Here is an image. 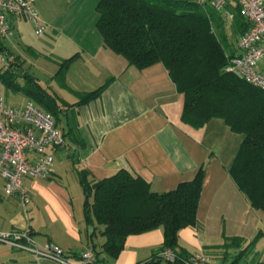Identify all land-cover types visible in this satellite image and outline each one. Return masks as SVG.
Segmentation results:
<instances>
[{
  "label": "crops",
  "instance_id": "obj_1",
  "mask_svg": "<svg viewBox=\"0 0 264 264\" xmlns=\"http://www.w3.org/2000/svg\"><path fill=\"white\" fill-rule=\"evenodd\" d=\"M99 2L35 1L47 32L54 33V43H45L59 58L62 55V61L77 55L64 81L59 80L62 95L54 92L61 102L75 104L79 95L112 82L99 98L63 112L59 128L65 147L49 150L55 163L48 179L25 180L31 196L27 206L5 194L0 176V231L28 232L39 246L58 245L74 258L94 245L101 251L106 237L101 228L92 236L94 227L87 224L79 172L89 171L90 180L97 182L126 169L147 181L153 192L166 193L192 181L205 166L198 226L181 231L180 245L190 256L206 253L217 264L223 249L216 244L222 238H243L248 247L257 232L264 231V211L251 206L230 175L244 136L218 118L201 128L184 123V97L162 63L139 70L105 46L96 27ZM8 23L13 36L3 44L22 68L28 53L48 59L40 48L30 46L28 26L33 25L28 20L9 16ZM229 53L236 55L237 45ZM58 71L49 77L55 78ZM6 88L0 83L9 105L23 107L30 101L18 103L15 95H5ZM164 240L163 229L132 235L119 257L108 264H171L159 257ZM263 241L264 236L248 252L264 255ZM0 264L59 263L0 243Z\"/></svg>",
  "mask_w": 264,
  "mask_h": 264
},
{
  "label": "trees",
  "instance_id": "obj_2",
  "mask_svg": "<svg viewBox=\"0 0 264 264\" xmlns=\"http://www.w3.org/2000/svg\"><path fill=\"white\" fill-rule=\"evenodd\" d=\"M230 7L235 14L234 27L243 35L249 25L238 5ZM96 11V27L109 50L139 70L158 63L167 68L184 97V123L201 128L218 118L244 136L230 175L251 206L264 211V91L226 71L234 54L229 53L227 35L216 32L223 26L224 15L195 0H100ZM0 55L9 61L8 67L0 68V83L23 93L52 114L58 126L67 107L99 98L112 82L111 79L98 90L79 95V101L68 106L36 78L22 72V63L12 57L1 40ZM76 57L61 61L55 76L61 82ZM89 176L87 170L79 172L86 221L94 227L92 236L101 228L106 237L101 251L96 245L92 247L96 258L93 264H108L125 249L128 237L157 229L164 231L163 249H173L177 254L176 262L171 264H183L190 257L180 245V234L198 226L205 166L192 181L180 183L166 193L153 192L147 181L126 169L97 182ZM263 236L260 230L233 264H239L245 252ZM226 241L240 247L246 240Z\"/></svg>",
  "mask_w": 264,
  "mask_h": 264
},
{
  "label": "built area",
  "instance_id": "obj_3",
  "mask_svg": "<svg viewBox=\"0 0 264 264\" xmlns=\"http://www.w3.org/2000/svg\"><path fill=\"white\" fill-rule=\"evenodd\" d=\"M36 0H0V40L13 36L8 23L9 16L28 20L39 37L47 33L45 23ZM199 5H210L225 18L235 17L231 5H238L249 25L239 38L238 53L234 55L227 72H233L249 84L264 91V0H195ZM65 140L55 117L30 100L23 107L9 105L0 93V176L5 181V194L19 200L24 206L31 202L25 186L27 178L48 179L55 163L49 151L65 147ZM0 243L18 250H27L38 257L50 259L59 264H92L95 251L89 248L79 257H71L55 244L39 246L28 232L0 231ZM159 257L175 263L177 254L173 249H163ZM183 264H215L210 255L200 253L187 258Z\"/></svg>",
  "mask_w": 264,
  "mask_h": 264
},
{
  "label": "rangeland",
  "instance_id": "obj_4",
  "mask_svg": "<svg viewBox=\"0 0 264 264\" xmlns=\"http://www.w3.org/2000/svg\"><path fill=\"white\" fill-rule=\"evenodd\" d=\"M223 26L222 28H216V32L218 34L225 33L228 37V40L231 44L230 48L235 47L237 45V40L240 37V34L237 33L235 27H234V20H230L227 18H223ZM54 43V33L53 31H48L45 36L39 37L34 32V27L31 25L28 26V42L30 46L40 48V52H42L43 57H48V59H39L35 58L32 53H28L27 62L23 63L22 70L24 72H27L32 77L36 78L39 83L49 89L52 93L57 92L58 94L62 95V91H59V79L58 78H52L49 77L48 74L54 73L59 68V62L62 61V55L61 58H59L57 52L52 48L51 45H47L45 42ZM55 51V52H54ZM9 61L3 56L0 55V68L8 67ZM57 69V70H56ZM7 89V90H6ZM5 89V95L11 94L12 96L15 95L17 98V102L22 104L24 101H26L27 97L20 92L13 91L12 89L6 88ZM68 101H72L71 96L67 97ZM61 130V128H60ZM260 231L257 232V234ZM256 234V236H257ZM223 241L220 243H217L216 245H222V251L220 255H218V258L215 260L217 264H233L238 255L247 248V244H241L240 247H238L240 244H233L225 247V243L228 242L226 239L228 238H222ZM221 239V240H222ZM231 239V238H229ZM261 245H264V241ZM218 248H220L218 246ZM261 248V247H260ZM241 259V258H240ZM239 264H264V255L263 253L257 254L252 252H248V250L245 252V255L243 258L239 261Z\"/></svg>",
  "mask_w": 264,
  "mask_h": 264
},
{
  "label": "water",
  "instance_id": "obj_5",
  "mask_svg": "<svg viewBox=\"0 0 264 264\" xmlns=\"http://www.w3.org/2000/svg\"><path fill=\"white\" fill-rule=\"evenodd\" d=\"M91 231H93V228H92V230Z\"/></svg>",
  "mask_w": 264,
  "mask_h": 264
}]
</instances>
